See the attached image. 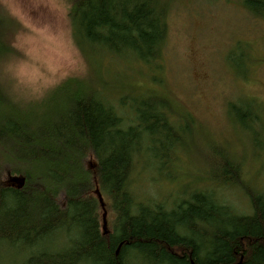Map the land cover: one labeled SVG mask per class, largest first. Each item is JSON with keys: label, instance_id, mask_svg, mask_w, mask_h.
<instances>
[{"label": "trees", "instance_id": "1", "mask_svg": "<svg viewBox=\"0 0 264 264\" xmlns=\"http://www.w3.org/2000/svg\"><path fill=\"white\" fill-rule=\"evenodd\" d=\"M69 1L74 41L87 59L106 54L157 65L168 39V0ZM243 4L264 16V0ZM9 26L0 13V59L11 52ZM130 104L131 123L86 79L64 80L35 107L19 104L0 85L6 264H264V191L250 193V214L200 189L173 208L138 200L129 187L137 156L146 143L161 142L157 161L164 165L173 145L165 144L176 132L168 102L132 95ZM229 106L241 124L261 120L252 102ZM220 164L227 181L239 176L240 165ZM104 195L116 215L111 231L100 221Z\"/></svg>", "mask_w": 264, "mask_h": 264}, {"label": "rangeland", "instance_id": "2", "mask_svg": "<svg viewBox=\"0 0 264 264\" xmlns=\"http://www.w3.org/2000/svg\"><path fill=\"white\" fill-rule=\"evenodd\" d=\"M168 1V39L154 66L106 54L87 59L74 41L69 0H0L11 47L0 59V85L19 104L35 107L64 80L86 79L129 123L132 95L168 102L176 132L165 144H173L170 153L162 165L164 146L146 143L130 190L139 201L173 208L200 189L250 214V193L264 191V16L252 15L243 0ZM244 102H252L260 122L236 121L229 104ZM221 159L240 165L237 178L221 176ZM104 201L100 221L111 231L116 215L107 195Z\"/></svg>", "mask_w": 264, "mask_h": 264}, {"label": "water", "instance_id": "3", "mask_svg": "<svg viewBox=\"0 0 264 264\" xmlns=\"http://www.w3.org/2000/svg\"><path fill=\"white\" fill-rule=\"evenodd\" d=\"M99 197H100V200L103 201V198H102V196L100 194H99ZM102 207H103V209L105 207L103 202H102ZM104 225L106 226V214H104Z\"/></svg>", "mask_w": 264, "mask_h": 264}]
</instances>
